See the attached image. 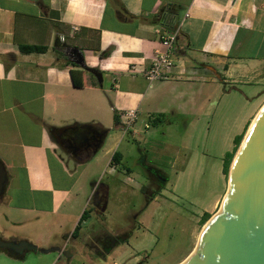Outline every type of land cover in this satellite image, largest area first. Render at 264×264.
Here are the masks:
<instances>
[{
    "label": "crops",
    "instance_id": "1",
    "mask_svg": "<svg viewBox=\"0 0 264 264\" xmlns=\"http://www.w3.org/2000/svg\"><path fill=\"white\" fill-rule=\"evenodd\" d=\"M173 3L183 7L176 63L168 79L149 86L144 72L164 49L163 36L173 33L151 18ZM25 44L46 49L24 52ZM68 46L79 47L86 64L102 71V86L86 70L84 86L74 85L70 71L78 67ZM240 82L264 84V0H0V159L9 179L0 197V236L65 251H28L20 259L0 249V264L74 260L75 246L67 243L110 206V184L100 183L98 190L92 179L99 167L114 173L110 156L126 132L127 110L147 113L153 124L172 112L189 120L187 133L194 121L204 127L212 104L231 93L228 85ZM244 96L253 107L242 133L263 107L264 89L254 100ZM135 123L134 135L139 134ZM72 129L87 131L88 152L63 150L58 135ZM69 222L72 227L60 232ZM130 237L128 228L115 243H87L91 262L110 264Z\"/></svg>",
    "mask_w": 264,
    "mask_h": 264
},
{
    "label": "rangeland",
    "instance_id": "2",
    "mask_svg": "<svg viewBox=\"0 0 264 264\" xmlns=\"http://www.w3.org/2000/svg\"><path fill=\"white\" fill-rule=\"evenodd\" d=\"M263 89V83L255 82L228 85L231 93L212 104L204 127L194 121L187 133L184 128L189 120L172 112L160 116L156 124L147 113L138 115L135 126L139 134L132 133L134 126L126 129L116 148L125 156L119 163L113 162L114 173L108 172V166L99 167L92 179L98 190L102 188L100 183L110 184V206L104 215L93 216L81 237L68 241L69 248L75 246L76 250L70 264H94L87 243H115L128 228L130 241L109 259L110 264H179L185 260L197 246L204 226L200 221L203 213L211 211L214 215L226 194L229 174L223 172L225 155L233 150L234 138L244 131L253 107L245 102L244 93L254 100ZM147 123L149 129L145 128ZM152 167L169 177L159 189ZM20 181L24 187L25 179ZM13 187L12 182L9 189ZM70 227L71 222L60 232ZM105 235L110 236L108 240L100 239Z\"/></svg>",
    "mask_w": 264,
    "mask_h": 264
},
{
    "label": "water",
    "instance_id": "3",
    "mask_svg": "<svg viewBox=\"0 0 264 264\" xmlns=\"http://www.w3.org/2000/svg\"><path fill=\"white\" fill-rule=\"evenodd\" d=\"M72 61L92 73L102 86L104 76L86 64L82 50L68 46ZM0 159V197L8 184ZM0 249L23 258L28 251L57 252L62 247H39L27 240L0 236ZM179 264H264V105L250 124L231 163L226 194L220 208L204 224L194 251Z\"/></svg>",
    "mask_w": 264,
    "mask_h": 264
},
{
    "label": "trees",
    "instance_id": "4",
    "mask_svg": "<svg viewBox=\"0 0 264 264\" xmlns=\"http://www.w3.org/2000/svg\"><path fill=\"white\" fill-rule=\"evenodd\" d=\"M122 10H125L123 7H122ZM183 11V7L180 5V4H169L167 6H163L161 8V10L158 12V14L155 16V17H152L151 18V22L153 23H159L161 24L162 26L166 27L168 30H170L171 32H177L178 31V28H179V24H180V18H181V13ZM77 37V35H74ZM66 41V39H65ZM64 41V42H65ZM64 42L62 44H64ZM75 43V39L73 41ZM73 43V44H74ZM61 44V45H62ZM78 44V43H76ZM21 49L22 51L24 52H43L46 48L44 46H41V45H29V44H25V45H21ZM58 53L60 55H64V53L58 51ZM73 65H75L74 63H72ZM77 66L78 68H74V69H71L70 73H71V77H72V81L74 83V85L78 86V87H82L84 86L85 84V80H84V72L85 70L82 69V68H79L78 65H75ZM115 122L117 124L120 123V120H119V116L117 115V113H115ZM160 120V119H159ZM244 134L245 133H242L240 135H237L235 138H234V147H233V150L232 151H228L225 155V159H224V165H223V172L225 175H228L229 174V171H230V167H231V163L234 159V156L244 138ZM121 160V152L116 150L113 155H112V162H120ZM89 212L87 211V209L83 212L82 214V218H86L84 217L85 214L87 216ZM211 213L209 212H204L202 217H201V223L204 225L205 222L211 217ZM79 224L75 227L74 229V232L75 233L77 230H79Z\"/></svg>",
    "mask_w": 264,
    "mask_h": 264
},
{
    "label": "built area",
    "instance_id": "5",
    "mask_svg": "<svg viewBox=\"0 0 264 264\" xmlns=\"http://www.w3.org/2000/svg\"><path fill=\"white\" fill-rule=\"evenodd\" d=\"M63 38V37H62ZM177 38V32L170 33L163 36L162 44L164 49L157 51L150 63V66L145 70L144 76L149 82L152 83L168 79L171 75V69L175 66L176 58L174 55V45ZM126 129L129 128L137 119L138 112L136 109L127 110L124 114ZM116 264V263H115Z\"/></svg>",
    "mask_w": 264,
    "mask_h": 264
},
{
    "label": "flooded vegetation",
    "instance_id": "6",
    "mask_svg": "<svg viewBox=\"0 0 264 264\" xmlns=\"http://www.w3.org/2000/svg\"><path fill=\"white\" fill-rule=\"evenodd\" d=\"M87 134L88 133L86 130L72 129V130H69L65 134H59L58 138L62 144V148L65 151L70 152V154L72 155L73 154L78 155V153L83 154L84 152H88V149L91 147L87 144L88 143L87 137H86ZM90 145H93V143H91ZM151 174H153L157 180V186H156L157 189H159V187H162V185L166 184L167 177H165L164 174H161L160 170L153 169V172ZM152 199H154V196L151 197L150 200ZM130 235H131V232H130ZM117 240H118V237L115 241Z\"/></svg>",
    "mask_w": 264,
    "mask_h": 264
}]
</instances>
